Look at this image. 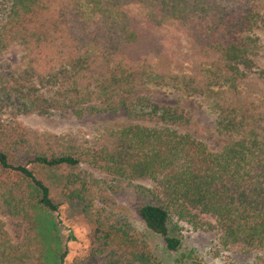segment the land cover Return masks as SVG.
<instances>
[{"label":"trees","instance_id":"16d2710c","mask_svg":"<svg viewBox=\"0 0 264 264\" xmlns=\"http://www.w3.org/2000/svg\"><path fill=\"white\" fill-rule=\"evenodd\" d=\"M259 1L6 0L0 55L13 44L29 53L28 87L11 89L26 99L28 114L125 112L167 127L135 124L84 148L0 120V213L17 240L0 217V264L50 262L41 216L56 213L59 204L36 169H74L82 162L116 179L147 178L162 187H138L151 201L136 214L169 252L181 244L170 234V214L199 228L216 227L223 250H264V69L252 73L249 57L256 47L249 34L264 26ZM130 4L139 5L135 17ZM171 24L192 40L189 73L173 72L167 63L159 32ZM34 73L56 88L52 96L31 83ZM150 83L209 96L217 132L232 142L221 153L209 151L190 132L192 116L149 98ZM93 215L89 239L102 264H156L129 223L105 210ZM66 255L65 249L53 264H63Z\"/></svg>","mask_w":264,"mask_h":264},{"label":"rangeland","instance_id":"374dc122","mask_svg":"<svg viewBox=\"0 0 264 264\" xmlns=\"http://www.w3.org/2000/svg\"><path fill=\"white\" fill-rule=\"evenodd\" d=\"M6 3V0H0V20L6 13ZM258 7L259 13L264 15V0L259 1ZM127 11L135 17L140 12L139 5L130 4ZM159 33L163 34L160 42L167 51V63L172 71L189 73L191 56L195 52L189 35L172 24L163 25ZM249 36L256 44L254 52L249 56L253 62L250 71L258 73L264 69V26L260 24ZM30 65L29 53L18 44L8 46L0 55V120L4 124L55 136L61 142L74 143L76 147L84 148H92L94 141L135 124H142L151 129L167 127L165 124H155L149 120L136 121L125 112L90 115L51 110L42 116L36 113L28 114L22 106L27 103L26 99L15 97L11 89L17 84L23 91L27 89L28 84L23 82V72ZM38 74L30 76L31 83L42 96H52L56 88L52 84L42 85ZM149 87L151 100L176 106L194 118L197 128L193 127L190 132L209 151L221 153L232 142V139L218 134L214 103L209 96L189 95L178 86L150 83ZM171 129L179 134L185 133L176 127ZM36 172L49 187L53 201L59 204L56 213L44 210L41 216L42 235L50 256L48 264H53L54 258L57 260L65 249L67 255L63 264H102L100 254L93 248L89 239L93 214L100 210L129 223L148 244L156 264H264V250L249 255L223 250L219 242L220 232L216 227L209 230L199 228L172 214L169 219L170 234L178 238L181 244L177 251H167L161 238L146 229L136 214L140 205L151 201L138 187L157 190L162 188L151 179L140 178L128 182L116 179L105 171L94 169L83 162L74 169L50 170L40 167ZM157 194L161 196L159 192ZM82 207L85 209H81ZM0 217L4 230L12 242L16 243L7 217L2 213ZM204 217L214 225L210 216Z\"/></svg>","mask_w":264,"mask_h":264}]
</instances>
